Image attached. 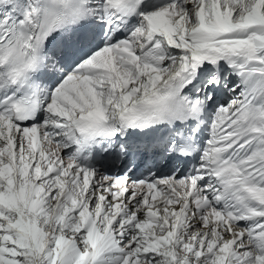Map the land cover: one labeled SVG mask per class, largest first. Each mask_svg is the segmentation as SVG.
Returning a JSON list of instances; mask_svg holds the SVG:
<instances>
[{
    "label": "snow or ice",
    "instance_id": "6c2138e0",
    "mask_svg": "<svg viewBox=\"0 0 264 264\" xmlns=\"http://www.w3.org/2000/svg\"><path fill=\"white\" fill-rule=\"evenodd\" d=\"M0 264H264V0H0Z\"/></svg>",
    "mask_w": 264,
    "mask_h": 264
}]
</instances>
